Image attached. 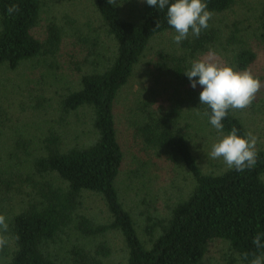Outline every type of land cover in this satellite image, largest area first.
<instances>
[{"label":"trees","instance_id":"1","mask_svg":"<svg viewBox=\"0 0 264 264\" xmlns=\"http://www.w3.org/2000/svg\"><path fill=\"white\" fill-rule=\"evenodd\" d=\"M52 1L59 0H0V67L16 68L59 44L58 23L48 25L44 40L33 31ZM90 2L102 20L104 33L86 23L87 29L77 25L79 37H91L96 48L106 50L101 38L104 34L112 38L115 52L102 53L96 63L98 68L84 73L75 88L63 92L61 105L67 112L81 108L90 111L96 134L88 143H71L49 125L42 130L43 137L38 138L41 145L33 148L21 178L20 169L13 170L14 164L2 156L0 143V214L9 218L10 236V243L0 251V264H101L94 257L100 252L109 253L110 248L105 239L98 238L113 230L122 234L127 252L118 264H200L214 239L228 240L242 264H250L253 253L264 252L252 242L258 233H264V148H257L259 157L254 169L226 168L221 173H205L190 145L187 124L180 122L178 106L159 112L140 111V117L135 116L141 118L142 140L165 152L169 159L181 160L196 181L190 194L175 203L169 216L157 224L159 233L150 238V243L141 238L117 189L125 155L117 133L115 103L152 37L172 27L167 24L166 9L159 11L146 1L129 12L120 2ZM207 3L216 15L233 9L239 0ZM11 4L21 9L14 16L7 13ZM250 6L248 13L253 12L256 22L254 35L264 38V0L262 6ZM237 29L225 33L211 20L199 38L191 36L184 42L188 53L176 57L174 72L182 75L191 67V60L211 46L228 63L246 69L257 53ZM197 100L196 107L210 124L204 112L210 115L211 109ZM223 123V132L236 127L239 135L247 133L233 110H229ZM24 182L28 188H24ZM18 189L24 192V198L14 201ZM87 192L104 199L109 212L107 221H97L81 212ZM232 259L220 264H235Z\"/></svg>","mask_w":264,"mask_h":264},{"label":"rangeland","instance_id":"2","mask_svg":"<svg viewBox=\"0 0 264 264\" xmlns=\"http://www.w3.org/2000/svg\"><path fill=\"white\" fill-rule=\"evenodd\" d=\"M145 1L117 0V3L120 2L125 12H129L141 7ZM262 1L239 0L233 9L218 13L211 19L225 33L240 29L238 35L248 39L251 48L257 53L250 66L238 69L228 63L225 56L213 46L200 52L194 59L204 58L210 51H214L219 63L231 64L236 70H248L259 77L261 88L253 103L244 110H233L242 120L247 133L251 132L258 137V149L264 148V38L255 37L256 22L253 12H248L250 4L259 3L262 6ZM54 22L60 28V40L56 47L53 46L39 57L22 62L16 68L0 67L2 156L14 164L13 170L20 169L18 174L24 171L33 148L41 145V139L38 138L49 125L54 126L63 139L71 143H88L96 134L91 124L90 111L85 108L64 111L61 100L63 92L75 88L82 75L97 66L102 53L114 54V42L112 38L101 34L106 42L105 50L96 48L98 45L90 42L91 37L90 40L79 37L77 25L80 24L87 29L84 24L89 23L92 29L96 27L99 32L102 31V20L90 0L48 3L42 12V19L33 30L35 35L41 40L46 39L47 27ZM175 34L171 28L152 37L115 103L117 133L125 155L117 189L146 243H150V238L159 233L157 224L169 216L175 203L190 194L196 181L181 160L169 159L165 152L142 140L139 132L141 118L135 117H140V111L159 112L178 106L180 122L187 124L189 142L202 170L205 173H221L228 168L222 158L212 159L207 155L222 135L208 124L195 105L202 87L197 85L193 89L185 73L182 76L174 72L176 57L188 53L184 46L187 39L177 45L173 41ZM23 186L29 187L26 182ZM22 193L18 189L14 201H21L24 198ZM80 210L97 221L105 222L109 218L104 199L96 193L84 194ZM100 239H105L110 248L109 253L100 252V255L94 257L101 264H118L126 257L125 243L119 231L113 230ZM231 259L235 264H242L228 240L214 239L208 244L200 264L227 263ZM69 264L73 263L70 261Z\"/></svg>","mask_w":264,"mask_h":264},{"label":"clouds","instance_id":"3","mask_svg":"<svg viewBox=\"0 0 264 264\" xmlns=\"http://www.w3.org/2000/svg\"><path fill=\"white\" fill-rule=\"evenodd\" d=\"M117 0H108L115 5ZM146 3L159 11L166 9L167 24L175 30L173 41L179 45L191 35L199 38L201 33L210 27L214 12L209 10L207 0H146ZM18 4H11L7 8L9 16L20 12ZM158 26V24H157ZM214 51L207 56L194 60L191 67L184 73L191 81V87H202L199 95L200 105H207L211 109L209 123L221 133L222 138L213 144L207 154L209 158L221 159L229 169L237 171L251 170L257 166L259 152L256 147L258 137L251 132L239 135L238 129L232 127L227 134L223 133V121L229 110H244L254 101L261 88V80L248 70H236L231 64H221L216 60ZM199 114V113H198ZM9 218L0 214V251L10 243ZM264 233H258L253 244L264 249L261 238ZM247 257V254H245ZM250 264H264V252L259 255L253 253Z\"/></svg>","mask_w":264,"mask_h":264}]
</instances>
